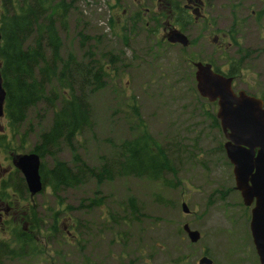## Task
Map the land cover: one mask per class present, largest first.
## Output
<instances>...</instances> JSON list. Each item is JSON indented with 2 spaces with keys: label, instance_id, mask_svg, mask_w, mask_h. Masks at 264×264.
<instances>
[{
  "label": "rangeland",
  "instance_id": "1",
  "mask_svg": "<svg viewBox=\"0 0 264 264\" xmlns=\"http://www.w3.org/2000/svg\"><path fill=\"white\" fill-rule=\"evenodd\" d=\"M214 1L213 14L207 15L213 27L185 30L190 47L182 51L179 46L153 49L142 30L129 33L131 0H65L71 8L68 30L60 35L61 57L72 54L82 62L91 52L109 70L103 89L88 100L91 125L77 136L75 152L88 166L97 167L101 158L112 159L122 142L140 135L141 123L143 131L165 150L175 172L165 179L173 187L116 177L100 186L89 181L63 190L58 199L44 187L32 204L40 219V252L21 257L6 232L4 240L10 247L0 264H197L203 255L214 264H253L249 214L234 190L232 167L218 147L224 143L223 134L211 125L210 116L217 108L197 94L189 58L211 60L223 73L233 68L236 92L264 97V20L251 29L256 24L244 22L243 11L235 10L231 19L224 12L225 4ZM78 34L90 39L82 45ZM114 57L118 61L110 63ZM71 85L75 92L86 94L77 79ZM47 93L58 95V108L69 91L53 80ZM134 108L137 115L132 113ZM52 117L53 109L45 103L26 112L16 142L27 129L30 133L17 153L30 152L37 136L49 129ZM57 157L71 162L65 146ZM43 161L52 166L49 157ZM94 198L101 199L98 206L90 205ZM55 217L57 232L53 233ZM185 225L200 234L196 244L182 232ZM11 250L15 256H9Z\"/></svg>",
  "mask_w": 264,
  "mask_h": 264
},
{
  "label": "trees",
  "instance_id": "2",
  "mask_svg": "<svg viewBox=\"0 0 264 264\" xmlns=\"http://www.w3.org/2000/svg\"><path fill=\"white\" fill-rule=\"evenodd\" d=\"M10 0H6L10 7ZM12 1V0H11ZM16 0L12 1L14 5ZM65 5V4H64ZM63 6V5H62ZM17 12H7L1 20V38L3 49L1 57L3 68L1 72L3 88L6 91L5 114L9 120L8 129L12 137L18 135L19 127L26 120V112L36 108L39 103L49 104L53 109L52 122L47 131L37 136V144L33 153L40 160L49 157L52 166L48 168L41 161L39 175L43 187L50 188L58 199V193L66 189H74L93 181L97 186L111 182L116 177H134L145 179L150 182L160 181L163 185L173 187L171 182L165 179L166 174H175L171 162L165 150L155 140L150 138L145 128L140 123L141 134L131 140L122 142L116 149L117 153L112 159L101 158L97 167H90L75 152L74 143L77 136L91 125L89 121L90 106L89 98L104 87L107 70L100 59H94L93 54L86 53L83 61L79 62L74 55L69 54L66 58L60 55L61 39L59 32H66L67 20L61 19L59 30L39 18L46 16V0H21V6L17 5ZM57 8V6H56ZM64 8H71V4ZM64 11V10H63ZM67 11V10H65ZM63 14H66L63 12ZM35 32L34 34L32 33ZM81 44L84 45L88 36H82ZM49 52V59L46 58ZM118 61V57L112 58L110 63ZM57 67L59 71H57ZM232 70L227 76H232ZM77 79L81 88L86 89L83 95L81 90L75 92L72 83ZM53 80H57L62 89L69 91L67 97L61 101V105L55 108L58 95L47 93V87ZM71 85V86H70ZM132 113L137 115L136 108ZM212 127L219 128L215 117L210 116ZM30 129L21 134L17 152L24 147V137L28 136ZM13 146V145H12ZM61 146L67 147L71 155V162L66 163L57 157ZM14 147V146H13ZM222 149V144L218 146ZM15 149V147H14ZM100 198L91 200V206H98ZM129 207L134 211V199L130 198ZM33 233H39L40 219L35 211H31L28 217ZM58 218L53 220L52 230L56 231ZM11 234L12 246L20 250L21 257L27 254L34 255L40 252L41 245L38 237L21 234V230L15 224ZM10 247L9 241L5 242V250ZM23 250H25L23 252ZM14 250L9 251V256H15ZM20 257V258H21Z\"/></svg>",
  "mask_w": 264,
  "mask_h": 264
},
{
  "label": "flooded vegetation",
  "instance_id": "3",
  "mask_svg": "<svg viewBox=\"0 0 264 264\" xmlns=\"http://www.w3.org/2000/svg\"><path fill=\"white\" fill-rule=\"evenodd\" d=\"M12 1H9L11 4L9 7L6 0H0V27L1 20L6 16L7 12L16 13L18 10L16 3H19V6H21V0H16L14 5ZM131 2L133 12L127 21V31L134 33V31L142 30L149 37L150 43L153 44V49H157L160 46H179L182 51H185L190 47V40L186 36L185 30L189 31L193 26L209 29L213 27V23L210 22L211 20L207 18V15L213 14L211 7L213 6V2H215L214 0H131ZM221 2L225 4L224 12L229 14L231 19L235 16V10L243 11L245 15L243 21H252L256 24L255 26H250L251 29L258 28L259 24L257 23L264 20V18H261V16H264V0H221ZM64 4L65 0H46L47 14L46 16L42 14V19L39 21L42 23L46 18L45 22L49 23L52 28L59 30L61 19L65 18L67 20L69 13V9L64 8ZM63 12L66 14H63ZM173 30L186 38L187 46L184 47L181 44H170L167 42V34ZM60 35H65V33L60 31ZM234 47L236 48V46ZM2 49L3 41L1 38L0 53ZM238 51L237 49V53H239ZM244 56L248 57L249 53H245ZM115 59L117 61V58ZM189 60L192 63L193 74L196 72V63L203 62L205 64H211L213 67L212 70L217 69L211 60L194 62L192 57ZM2 68L3 59L0 54V75ZM218 72L223 73L220 70ZM227 73L223 74L227 75ZM231 77L233 79L232 86L234 90L235 76L232 75ZM8 124L9 120L6 118L4 104L3 115L0 118V238H2V241H0V252L2 253H0V259L2 255L6 256L4 240L6 232L12 234L15 224L19 227L21 230L20 233L23 235L30 234L36 237L35 235L37 234L38 236L39 234L32 232L28 221V217H30V213L34 207L32 205L34 203V197L29 195L25 180L15 166L17 157L21 154L17 153L16 147L19 146V143L16 140H12L13 137L9 134ZM34 147L35 144L32 145L31 151L34 150ZM245 211L246 213L250 212L248 208H245ZM251 253L253 264H260V258L256 250H252L249 254Z\"/></svg>",
  "mask_w": 264,
  "mask_h": 264
},
{
  "label": "water",
  "instance_id": "4",
  "mask_svg": "<svg viewBox=\"0 0 264 264\" xmlns=\"http://www.w3.org/2000/svg\"><path fill=\"white\" fill-rule=\"evenodd\" d=\"M1 38V37H0ZM167 42L187 46L186 38L176 31L167 34ZM195 89L199 97L209 103H216L215 114L225 138L223 149L232 166L235 190L247 207L253 205L249 222L252 243L260 264H264V107L263 102L240 91H232V79L212 70L210 64L196 63ZM6 91L0 75V118ZM16 168L22 174L31 197L43 190L39 176L40 159L30 153L17 157ZM183 213L188 210L185 204ZM183 232L192 244L200 240V234L187 225ZM198 264H212L202 257Z\"/></svg>",
  "mask_w": 264,
  "mask_h": 264
},
{
  "label": "bare ground",
  "instance_id": "5",
  "mask_svg": "<svg viewBox=\"0 0 264 264\" xmlns=\"http://www.w3.org/2000/svg\"><path fill=\"white\" fill-rule=\"evenodd\" d=\"M42 19V17L39 18V20ZM41 22V21H40ZM32 33L34 34L35 32L32 31ZM1 253V252H0ZM2 254V253H1Z\"/></svg>",
  "mask_w": 264,
  "mask_h": 264
}]
</instances>
